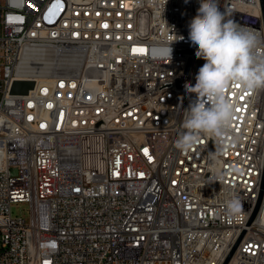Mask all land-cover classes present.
<instances>
[{"label":"built area","instance_id":"2783aa9c","mask_svg":"<svg viewBox=\"0 0 264 264\" xmlns=\"http://www.w3.org/2000/svg\"><path fill=\"white\" fill-rule=\"evenodd\" d=\"M198 7L0 0V264H264V89L230 86L218 159L207 136L175 147ZM219 7L264 38L262 0Z\"/></svg>","mask_w":264,"mask_h":264},{"label":"clouds","instance_id":"9594fccd","mask_svg":"<svg viewBox=\"0 0 264 264\" xmlns=\"http://www.w3.org/2000/svg\"><path fill=\"white\" fill-rule=\"evenodd\" d=\"M188 28V41L196 48V57L205 63L198 70L195 84H185L186 92L195 94V99L184 109L183 131L175 147L189 153L202 136H207L219 142L211 154L215 160L222 154L224 138L230 134L236 114L237 105L227 96L230 86L238 83L249 93L264 89V38L228 18L220 10L219 0H199ZM225 209L231 215L239 214V198L230 196Z\"/></svg>","mask_w":264,"mask_h":264},{"label":"water","instance_id":"95a60500","mask_svg":"<svg viewBox=\"0 0 264 264\" xmlns=\"http://www.w3.org/2000/svg\"><path fill=\"white\" fill-rule=\"evenodd\" d=\"M263 10H264V0H262ZM33 81H15L12 92L14 93H27L29 89L33 88ZM231 256V255H230ZM230 257L228 258V260ZM227 260V262H228Z\"/></svg>","mask_w":264,"mask_h":264},{"label":"rangeland","instance_id":"374dc122","mask_svg":"<svg viewBox=\"0 0 264 264\" xmlns=\"http://www.w3.org/2000/svg\"><path fill=\"white\" fill-rule=\"evenodd\" d=\"M29 205L27 203H20L17 204L13 207V212L15 215H22L24 216V218H28L29 217Z\"/></svg>","mask_w":264,"mask_h":264},{"label":"snow or ice","instance_id":"6c2138e0","mask_svg":"<svg viewBox=\"0 0 264 264\" xmlns=\"http://www.w3.org/2000/svg\"><path fill=\"white\" fill-rule=\"evenodd\" d=\"M146 151V150H145Z\"/></svg>","mask_w":264,"mask_h":264}]
</instances>
